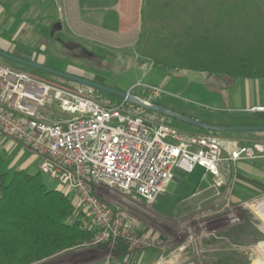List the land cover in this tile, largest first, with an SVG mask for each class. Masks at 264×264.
Here are the masks:
<instances>
[{
    "label": "rangeland",
    "instance_id": "rangeland-1",
    "mask_svg": "<svg viewBox=\"0 0 264 264\" xmlns=\"http://www.w3.org/2000/svg\"><path fill=\"white\" fill-rule=\"evenodd\" d=\"M135 5L136 0H0V48L16 57L130 92L145 102L169 106L174 111V108L197 109L215 114L219 112L216 108H224L223 100L231 82L188 71L169 75L140 62L135 49L140 29L111 35L95 30L109 25L116 28L114 20L120 9L135 16ZM71 15L84 27L70 25L67 18ZM59 22L66 23L65 28L52 36V28ZM122 28L128 26L123 22ZM0 63L60 87L78 86L15 66L1 57ZM153 89L160 90L161 97L153 96ZM97 97L111 103L121 101L116 97ZM44 113L51 122L64 116L56 105L47 107ZM171 124L182 135L206 133H197L194 127L174 118ZM217 135L225 143H264V132ZM0 144L8 151L12 167L22 168L32 158L36 163L29 172L39 171L37 156L28 147L1 131ZM245 162L238 172L222 175V184L210 174L207 175L210 179H205L203 169L197 167L188 177L190 188L172 181L152 204L134 192L101 188L98 193L102 200L111 208L123 210L135 242L96 244L98 230L88 214L79 209L84 213V227L97 231L95 239L34 264H264V159ZM256 170L260 174L256 175ZM42 176L49 190L60 188L57 181Z\"/></svg>",
    "mask_w": 264,
    "mask_h": 264
},
{
    "label": "built area",
    "instance_id": "built-area-1",
    "mask_svg": "<svg viewBox=\"0 0 264 264\" xmlns=\"http://www.w3.org/2000/svg\"><path fill=\"white\" fill-rule=\"evenodd\" d=\"M152 95L162 93L153 89ZM54 105L64 115L58 122L44 113ZM0 131L32 150L40 158L39 172L88 214L98 230L96 244L135 242L123 210L106 204L99 189L134 192L152 204L177 171L191 174L202 167L222 184L220 177L235 172L237 163L264 159V143H225L212 132L182 135L166 115L105 101L85 86L60 87L2 63Z\"/></svg>",
    "mask_w": 264,
    "mask_h": 264
},
{
    "label": "trees",
    "instance_id": "trees-1",
    "mask_svg": "<svg viewBox=\"0 0 264 264\" xmlns=\"http://www.w3.org/2000/svg\"><path fill=\"white\" fill-rule=\"evenodd\" d=\"M135 49L140 62L169 75L264 80V0H142ZM11 165L0 144V264H34L95 239L68 195L49 190L39 171Z\"/></svg>",
    "mask_w": 264,
    "mask_h": 264
},
{
    "label": "crops",
    "instance_id": "crops-1",
    "mask_svg": "<svg viewBox=\"0 0 264 264\" xmlns=\"http://www.w3.org/2000/svg\"><path fill=\"white\" fill-rule=\"evenodd\" d=\"M141 5H142V0H136V5H135L136 8L133 9V11L136 13L135 16L133 14L130 15L129 13H123V11L120 9V12L117 14V17L115 16V20H114L113 26L116 25V28H112V26L109 25L108 27H104L102 29L97 28L95 30L104 32L109 35L115 34L117 32L124 33L125 31H130V32L138 31L141 26ZM67 20L70 21L71 22L70 25H72L75 28L84 27L78 21H75L74 16L72 15L68 17ZM123 22L125 23L126 26H128L127 29L123 30L122 28ZM65 24L64 23L62 24L63 29L65 28ZM247 80L248 81L245 82V81H240V79H238L232 84L231 88L227 91V97L223 100L225 103L224 108H219V109L216 108L219 112L215 114L206 113L202 110H197V109H176V108L174 109L176 112L182 113L184 115H188L189 117L193 119H196L198 121H201L206 124L213 125V126L215 125L264 126V112H261V111L253 112L252 111L253 108L264 107V80H261L262 82H260V80L258 81H255V80L249 81V79ZM165 108H168L171 110L173 109L169 106H166ZM217 122H220V124H217ZM207 132L208 131H206V133ZM228 133H231V132H228ZM37 162L38 164L40 163L39 157H37ZM35 163L36 162L32 158H29L25 161V163H23L22 168H19V169L29 171L30 167ZM243 163H246V162L242 161L236 164L235 172L239 171V168L241 167ZM37 168H38V165H37ZM203 171H204L205 179L206 178L210 179L209 177H207V175L209 174H207L204 169ZM193 173L185 174L181 171H177L173 181H177L181 185L185 184L187 188H190L191 184L188 183L189 182L188 177L192 175ZM258 174L260 173H258L257 171L256 175ZM210 176L212 175L210 174ZM202 178L200 180H202ZM183 181H185V183H182ZM58 190H60V188Z\"/></svg>",
    "mask_w": 264,
    "mask_h": 264
},
{
    "label": "water",
    "instance_id": "water-1",
    "mask_svg": "<svg viewBox=\"0 0 264 264\" xmlns=\"http://www.w3.org/2000/svg\"><path fill=\"white\" fill-rule=\"evenodd\" d=\"M63 26L62 24L56 23L53 28H52V32L51 35L54 36L55 32H60L62 31ZM58 41L62 42L63 41L59 38H57ZM0 57L3 59H6L8 61L14 62L16 64L49 74V75H53L56 76L58 78L67 80V81H71L73 83H76L78 85L81 86H85L97 91H101L104 93H107L109 95H112L116 98H118L121 101H125L131 104H134L138 107H141L147 111L150 112H155V113H160L163 115H166L170 118H174L176 120H179L183 123L188 124L191 127L194 128H198V129H202L208 132H212V133H228V132H264V126H213L210 124H206L204 122L198 121L196 119H193L191 117H188L184 114H181L179 112H176L174 110L165 108L163 106L160 105H156V104H149L145 101H143L142 99L138 98L137 96L133 95L130 92L127 91H121V90H117L115 88H111L108 86H105L103 84L97 83L95 81L92 80H88L86 78L83 77H79V76H75L73 74L64 72V71H60L51 67H47L43 64L37 63V62H33L30 60H26V59H22L19 57H16L12 54L7 53L6 51H3L0 49Z\"/></svg>",
    "mask_w": 264,
    "mask_h": 264
}]
</instances>
